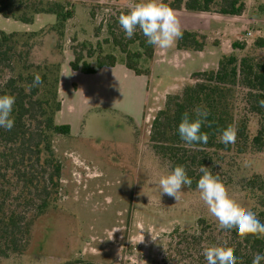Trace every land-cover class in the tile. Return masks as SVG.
<instances>
[{"label": "trees", "instance_id": "16d2710c", "mask_svg": "<svg viewBox=\"0 0 264 264\" xmlns=\"http://www.w3.org/2000/svg\"><path fill=\"white\" fill-rule=\"evenodd\" d=\"M164 2L174 11L197 14L241 17L247 11V0ZM86 4L90 6V18L96 20L99 7L96 0H0V15L5 19L34 24L41 15L56 17L55 24L39 32L0 33V95L16 97L12 112L14 127L11 131L0 128V264L29 251L38 222L56 210L61 199L64 165L56 155L54 140L72 136L70 125L56 121L63 107L60 97L65 63L63 44L67 24L75 18L77 7ZM126 11L110 13L105 21L111 42L124 59L100 52L93 64L90 60L97 53L93 45H73L70 62L73 71L95 75L122 63L136 76H149L147 64L154 58L155 47L146 43L139 30L133 38H125L118 17ZM103 27L95 29L97 37ZM207 46L205 35L189 31H184L177 42L179 51L203 52ZM39 47L47 54L38 57ZM247 48L245 43L235 42L232 51L222 56L217 69L195 73L193 84L185 86L179 94L169 95L153 121L149 146L169 171L176 165L185 166L193 180L188 187L191 191H197V181L202 175L200 167L209 168L221 178L230 195L264 223V172L256 165L264 161V108L258 105L264 99V60L255 55L256 51L264 50V37L255 40L250 52L243 53ZM37 73L43 84L30 88ZM198 105L210 110L211 126L201 129L209 134V140L187 147L179 137L178 125L182 114L188 111L192 115ZM253 119L258 127L256 133L251 130ZM229 124L236 127L237 138L234 144L225 147L218 136ZM225 241L234 249L238 264L240 261L252 264L254 254L264 255V238L249 236L241 240L234 229H220L215 217H201L192 231L173 234L164 260L156 264H206L202 249ZM66 264L97 263L78 259Z\"/></svg>", "mask_w": 264, "mask_h": 264}, {"label": "rangeland", "instance_id": "374dc122", "mask_svg": "<svg viewBox=\"0 0 264 264\" xmlns=\"http://www.w3.org/2000/svg\"><path fill=\"white\" fill-rule=\"evenodd\" d=\"M132 2L96 0L99 3L96 20L90 18L88 4L80 5L75 18L67 24L61 93L64 110L56 121L71 125L74 137L54 140L56 155L64 165L61 199L57 209L38 222L29 251L12 257L7 264H66L78 259L97 264L161 263L174 233L192 231L201 217L214 218L199 192L187 186L177 201L161 194L158 180L169 169L149 146L156 115L169 95L181 93L172 89L174 84L183 83L172 80L159 90V95L154 96L158 100L149 103L144 120L136 125L123 115L139 108L131 93L136 94L141 87L133 74H130L133 78L119 74L118 95H109L99 93L103 82L98 78L76 73L70 67L71 47L82 43H90L97 52L90 60L93 64L100 52L124 59L111 42L105 21L110 13L127 9ZM239 22H228L227 29L219 23L217 31L230 33L240 28L241 33H252L245 41L238 40L247 45L243 52L247 53L257 38L264 37V0H247V11ZM55 23L53 15H41L34 24L0 15V33L39 32ZM102 25L97 37L95 29ZM222 34L225 36L213 34V46H222L228 40L226 31ZM234 35L230 38L235 39ZM234 43L223 49H231ZM46 54L43 47L38 48V57ZM255 55L264 60V50L256 51ZM209 67L213 68V63ZM194 82L192 77L189 84ZM123 87H129V93L122 92ZM257 128L253 119L252 132L256 133ZM256 165L264 172V161Z\"/></svg>", "mask_w": 264, "mask_h": 264}, {"label": "clouds", "instance_id": "9594fccd", "mask_svg": "<svg viewBox=\"0 0 264 264\" xmlns=\"http://www.w3.org/2000/svg\"><path fill=\"white\" fill-rule=\"evenodd\" d=\"M118 23L124 31L125 38H133L139 30L146 38L147 44L159 49H170L183 38L178 15L164 0H133L128 5L127 11L119 15ZM42 84L43 79L37 73L29 87L38 88ZM15 102L14 95H0V128L6 131H11L14 127L12 112ZM258 105L264 108V99L259 100ZM209 116L210 110L203 105L196 106L192 110V115L188 111L182 114L177 131L187 147L208 142L209 134L201 129L202 126H211ZM236 138L237 129L232 124L222 129L218 136L219 142L225 147L234 144ZM199 172L202 175L197 181V191L208 212L218 221L219 228L234 229L241 240L249 236L264 238V223L254 212L243 207L230 195L221 178L213 175L209 168L204 166L200 167ZM192 183L193 180L188 176L184 165H176L158 180L161 194L174 197L176 201L180 199L182 189L186 186L190 188ZM201 254L206 264H238L234 249L227 246V241L205 247ZM261 261H264V255L254 254L252 264H261ZM239 264L243 262L240 261Z\"/></svg>", "mask_w": 264, "mask_h": 264}, {"label": "crops", "instance_id": "0c3cea01", "mask_svg": "<svg viewBox=\"0 0 264 264\" xmlns=\"http://www.w3.org/2000/svg\"><path fill=\"white\" fill-rule=\"evenodd\" d=\"M178 15V18L181 23V28L184 31L196 32L201 35H205L208 38V46L203 52H190V51H179L177 49V43L174 47L170 49H159L155 47L154 58L149 66L150 74L149 76H136L132 71L128 70L122 63L118 64L114 68H104L100 70L95 75H86V76H95L98 78L100 82H103L99 88V93L103 92L104 94H116L118 95L119 85L117 84V78L119 74L130 77V74L135 76L136 81L138 82V86H140V90L134 95L135 101L139 104V108L133 110L131 112L124 113L126 118L130 120L134 124H139L144 120L145 111L149 106L151 101L158 100L157 97H154L155 94H158L159 90L163 87H166L168 83L172 80L176 83H183L182 86L180 84H174L173 90L182 92L185 86L192 82V77L197 72H204L208 70H212L215 67L218 68V64L223 55L228 54L232 51L231 49L225 50L223 47L227 44L228 47H231L230 42H237L241 37H245L246 33H241L240 28L238 31H231L230 33L226 31V37L228 40L224 43L222 42V46H213L212 36L213 34L225 36V31H217L220 29V24L223 23L226 29L229 28L228 22H238L242 20L244 17H226L218 14H208V13H190L185 10L183 11H175ZM240 32V33H239ZM237 34V35H234ZM231 35H234L236 38H230ZM239 42V41H238ZM73 61V60H72ZM71 61V62H72ZM213 63V68L209 67L210 64ZM215 65V66H214ZM75 72V71H74ZM81 73V72H76ZM62 74H63V66H62ZM61 74V79H62ZM82 74V73H81ZM85 75V74H83ZM62 84L60 89V97L62 99V111L64 110V99L62 98ZM122 92L129 93L128 88L123 87ZM79 90V89H77ZM125 94V95H126ZM159 95V94H158ZM99 105V104H98ZM89 110V109H88ZM60 112V113H61ZM59 113V114H60ZM58 114V115H59ZM57 115V116H58ZM71 126V125H70ZM72 128V126H71ZM73 134V130H72ZM71 137H74L72 135Z\"/></svg>", "mask_w": 264, "mask_h": 264}, {"label": "built area", "instance_id": "2783aa9c", "mask_svg": "<svg viewBox=\"0 0 264 264\" xmlns=\"http://www.w3.org/2000/svg\"><path fill=\"white\" fill-rule=\"evenodd\" d=\"M252 36V33H248V34H245V37L243 36V37H241L240 39H239V41H245V39L247 38V37H251ZM245 38V39H244Z\"/></svg>", "mask_w": 264, "mask_h": 264}]
</instances>
